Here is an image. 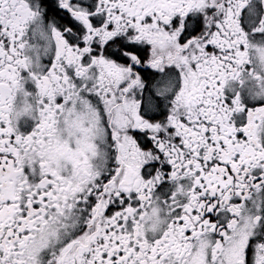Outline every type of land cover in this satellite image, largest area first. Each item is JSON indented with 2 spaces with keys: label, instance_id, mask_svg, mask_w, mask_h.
<instances>
[{
  "label": "snow or ice",
  "instance_id": "obj_1",
  "mask_svg": "<svg viewBox=\"0 0 264 264\" xmlns=\"http://www.w3.org/2000/svg\"><path fill=\"white\" fill-rule=\"evenodd\" d=\"M0 264H264V0H0Z\"/></svg>",
  "mask_w": 264,
  "mask_h": 264
}]
</instances>
